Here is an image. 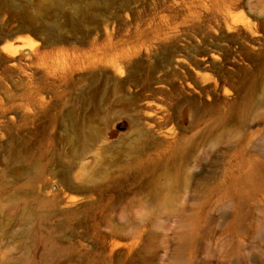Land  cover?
<instances>
[{"label": "rangeland", "instance_id": "rangeland-1", "mask_svg": "<svg viewBox=\"0 0 264 264\" xmlns=\"http://www.w3.org/2000/svg\"><path fill=\"white\" fill-rule=\"evenodd\" d=\"M0 264H264V0H0Z\"/></svg>", "mask_w": 264, "mask_h": 264}, {"label": "bare ground", "instance_id": "bare-ground-1", "mask_svg": "<svg viewBox=\"0 0 264 264\" xmlns=\"http://www.w3.org/2000/svg\"><path fill=\"white\" fill-rule=\"evenodd\" d=\"M40 2H42V3H48V4H53L54 2H55V0H40ZM29 213L28 212H25V213H23V219L25 218V219H27V217L29 218ZM262 217H258V220L259 219H261Z\"/></svg>", "mask_w": 264, "mask_h": 264}]
</instances>
